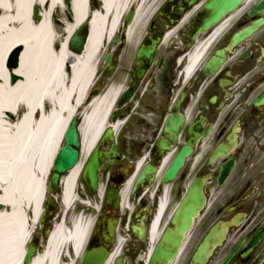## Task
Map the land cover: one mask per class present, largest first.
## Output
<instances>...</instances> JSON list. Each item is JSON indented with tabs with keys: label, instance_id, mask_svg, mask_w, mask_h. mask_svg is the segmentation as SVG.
<instances>
[{
	"label": "flooded vegetation",
	"instance_id": "1",
	"mask_svg": "<svg viewBox=\"0 0 264 264\" xmlns=\"http://www.w3.org/2000/svg\"><path fill=\"white\" fill-rule=\"evenodd\" d=\"M104 2L86 0L76 23L72 0H61L49 20L59 45L69 27L80 37L93 15L105 17L90 99L111 88L114 99L86 153L78 130L76 168L56 186L53 163L39 177V207H20L26 240L9 264H24L30 249L28 264H264V0H241L225 14L223 0H115L107 14ZM152 42L151 60L137 68ZM185 148L178 173L163 183ZM94 153L91 189L84 172ZM72 172L66 202L62 184ZM192 192L197 215L186 211L185 224H175L183 200L194 204ZM77 219L86 228L80 245L61 242L54 263L43 258L56 225L71 232Z\"/></svg>",
	"mask_w": 264,
	"mask_h": 264
},
{
	"label": "bare ground",
	"instance_id": "2",
	"mask_svg": "<svg viewBox=\"0 0 264 264\" xmlns=\"http://www.w3.org/2000/svg\"><path fill=\"white\" fill-rule=\"evenodd\" d=\"M85 2L72 0L76 23L85 14ZM60 3L61 0H0V205L10 208L9 212L0 213V258L5 259L0 264H9V257L15 256L18 245L26 240L19 209L22 204L34 209L39 207L43 192L39 177L52 165L69 120L74 116L80 118L82 148L86 153L95 133L104 126L114 99L115 90L111 88L89 107H83L94 76L105 17L93 15L88 31L80 37L72 36L74 49L70 52L67 45L72 29H67L66 39L58 45L49 26V13L61 6ZM114 3L115 0H105V14ZM36 8L44 12L33 23L31 17ZM119 14L115 11L112 15L110 35ZM19 46L23 50L14 73L23 79L9 86L4 62L8 53ZM119 126L116 123L114 128ZM75 175V172L69 173L63 181L62 195L66 202ZM38 213L32 211L34 216ZM85 229L80 219L75 220L71 232L56 225L43 258L54 263L58 246L64 241H70L76 249ZM41 260L36 259L34 264H40Z\"/></svg>",
	"mask_w": 264,
	"mask_h": 264
},
{
	"label": "water",
	"instance_id": "3",
	"mask_svg": "<svg viewBox=\"0 0 264 264\" xmlns=\"http://www.w3.org/2000/svg\"><path fill=\"white\" fill-rule=\"evenodd\" d=\"M241 0H223V4L219 6L221 12L223 14L229 12L234 6H237ZM156 43L152 42L151 46L145 49H141L137 56V68L141 65L142 60H151L152 53L154 51ZM22 52V48H18L10 57L8 68L16 69L18 67L19 57ZM11 84L14 85L18 80H22V77L15 76L13 74L10 75ZM77 122L76 119H72L69 128L65 135V146L58 153L55 161H54V170L56 171V175L53 177L52 183L56 186L59 174L66 172L74 167L78 159V133H77ZM166 130H169V122L166 126ZM190 153V149H183L181 153L176 157L173 163L170 165L169 169L164 175L163 182H168L174 179L178 170L182 166L184 158ZM99 168V162L95 156L90 160L87 168H86V180L91 189L96 187V171ZM199 195L197 192L191 193V199L194 201V204L191 206L187 205L186 199L183 200L180 207L177 211H180L176 216L177 221H174L175 224L183 225L185 224V213L186 211H194L192 213V217L197 215V211L200 208L201 203H198ZM32 253H28L26 255L27 264L30 260V256ZM90 257V256H89ZM86 256V259L89 258Z\"/></svg>",
	"mask_w": 264,
	"mask_h": 264
},
{
	"label": "rangeland",
	"instance_id": "4",
	"mask_svg": "<svg viewBox=\"0 0 264 264\" xmlns=\"http://www.w3.org/2000/svg\"><path fill=\"white\" fill-rule=\"evenodd\" d=\"M58 9H59V6H58ZM58 9L55 10L57 13H58ZM37 10H38V9H37ZM37 10H36V11H37ZM39 10H40V9H39ZM42 11H43V10H42ZM71 48H72V47H71ZM102 57H103V56H102V52L99 53V54L96 56V59H95V62H94L95 65L97 64V62H98L99 60H100V62L102 61V59H103ZM112 78H114V79H118L119 77H118V75H113ZM113 95H114V93H113ZM113 95H112V96H113ZM79 126H80V125H79ZM78 128H79V127H78Z\"/></svg>",
	"mask_w": 264,
	"mask_h": 264
}]
</instances>
